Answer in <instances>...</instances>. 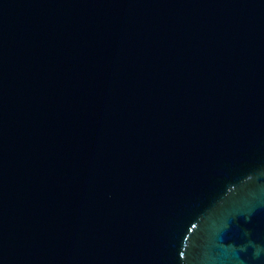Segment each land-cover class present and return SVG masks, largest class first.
<instances>
[{
  "label": "water",
  "instance_id": "water-1",
  "mask_svg": "<svg viewBox=\"0 0 264 264\" xmlns=\"http://www.w3.org/2000/svg\"><path fill=\"white\" fill-rule=\"evenodd\" d=\"M0 264H264V0H0Z\"/></svg>",
  "mask_w": 264,
  "mask_h": 264
}]
</instances>
